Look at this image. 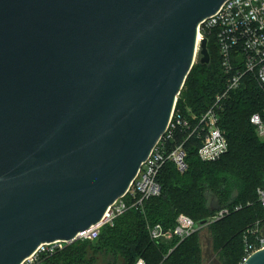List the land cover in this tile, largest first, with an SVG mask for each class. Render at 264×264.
I'll list each match as a JSON object with an SVG mask.
<instances>
[{"label":"water","instance_id":"water-1","mask_svg":"<svg viewBox=\"0 0 264 264\" xmlns=\"http://www.w3.org/2000/svg\"><path fill=\"white\" fill-rule=\"evenodd\" d=\"M226 0H0V264L124 195ZM241 264H264V248Z\"/></svg>","mask_w":264,"mask_h":264},{"label":"trees","instance_id":"trees-1","mask_svg":"<svg viewBox=\"0 0 264 264\" xmlns=\"http://www.w3.org/2000/svg\"><path fill=\"white\" fill-rule=\"evenodd\" d=\"M205 37L210 64L194 63L175 103L185 118L190 113L200 117L226 86L215 37ZM220 106L218 120L227 139L226 153L215 161H201L199 140L177 130L168 146L183 143L188 165L185 173L165 162L156 178L161 186L159 196L145 199L141 209L130 206L112 225L103 226L94 241H74L54 254L41 256L37 264H134L139 258L145 264H202L196 236L199 228L209 223L214 227L216 247L223 241L220 234H225L227 241L237 236L232 248L224 251L227 258L223 264L243 254L245 245L255 240V221H264L256 192L264 187V139L255 134L249 119L259 113L264 120V91L253 76L244 75ZM126 201L130 204L133 199L127 196ZM234 206L241 208L234 210ZM223 207L230 213L209 222V217ZM180 213L191 217L198 229L182 241L176 237L150 239L148 226L161 224L165 230L172 229ZM233 229L238 232L231 236Z\"/></svg>","mask_w":264,"mask_h":264},{"label":"built area","instance_id":"built-area-1","mask_svg":"<svg viewBox=\"0 0 264 264\" xmlns=\"http://www.w3.org/2000/svg\"><path fill=\"white\" fill-rule=\"evenodd\" d=\"M197 33L198 39L206 35H214L222 73L226 77V86L222 93L216 95L212 107L200 117L190 115L189 118H185L175 107L165 132L140 165L127 192L106 208L102 219L79 231L70 241L59 240L41 244L21 264H37L41 256L54 254L74 241H94L103 226L112 225L116 217L125 213L130 206L141 209L145 199L159 196L161 186L156 178L165 162L175 165L180 173L186 172L188 168L185 161L187 153L183 143L175 144L171 148L168 146L177 130L187 132V138L194 136L199 140L200 145L197 150L201 161H215L227 152V139L219 127L218 120L221 101L230 91L238 88L244 75L253 76L257 86L264 91V0H226L217 11L200 23ZM249 119L254 126L255 134L264 139V120L259 113L252 114ZM256 192L264 211V187L257 188ZM127 196L133 199L130 204L126 201ZM234 207V210L241 208ZM229 213V208H220L209 217V222L217 221ZM175 223L172 229L167 230L161 224L148 226L150 239L158 241L161 238L176 237L182 241L198 229L197 223L182 213L177 215ZM262 248H264V236H257L253 243L245 246L241 263ZM134 264H145V262L139 258Z\"/></svg>","mask_w":264,"mask_h":264},{"label":"rangeland","instance_id":"rangeland-1","mask_svg":"<svg viewBox=\"0 0 264 264\" xmlns=\"http://www.w3.org/2000/svg\"><path fill=\"white\" fill-rule=\"evenodd\" d=\"M199 60V55L197 54L194 60L195 64H198ZM211 60H212V56H211ZM187 110L190 112L189 108H187ZM190 115H194L193 113H190ZM262 139V138H261ZM263 140V139H262ZM180 173V172H179ZM185 173V172H184ZM183 174V173H181ZM260 220V219H258ZM255 235L254 236H258V237H262L264 236V221L260 222V221H255ZM212 224H205L202 228H199V232L197 234V240L199 243V252L201 254V263L202 264H223V262L225 261V258H227V255L225 254V250L228 249L230 250L232 248V243L233 240H235V238H237V236H233V234H236L238 232V229H233V231L231 232V236H233L232 240L227 241V238L225 236V234H220L219 237H222L223 241L222 243L219 245V247H216V243H215V237H214V233L212 231ZM228 235V233H227ZM255 237V239H256ZM249 242L248 244L253 243ZM245 245V246H246ZM231 247V248H230ZM245 249V248H244ZM245 251L240 254H238V256H236V258L234 260H232V263L230 264H241L242 258L244 257ZM240 261V262H239Z\"/></svg>","mask_w":264,"mask_h":264},{"label":"bare ground","instance_id":"bare-ground-1","mask_svg":"<svg viewBox=\"0 0 264 264\" xmlns=\"http://www.w3.org/2000/svg\"><path fill=\"white\" fill-rule=\"evenodd\" d=\"M198 38H199V36H198Z\"/></svg>","mask_w":264,"mask_h":264}]
</instances>
